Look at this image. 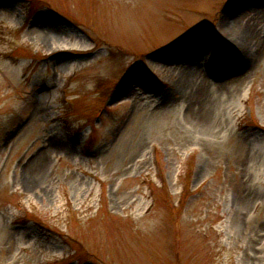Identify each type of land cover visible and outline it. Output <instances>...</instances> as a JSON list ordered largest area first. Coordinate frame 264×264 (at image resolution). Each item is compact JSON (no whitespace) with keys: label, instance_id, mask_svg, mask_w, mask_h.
<instances>
[{"label":"rangeland","instance_id":"1","mask_svg":"<svg viewBox=\"0 0 264 264\" xmlns=\"http://www.w3.org/2000/svg\"><path fill=\"white\" fill-rule=\"evenodd\" d=\"M0 264H264V0H0Z\"/></svg>","mask_w":264,"mask_h":264}]
</instances>
